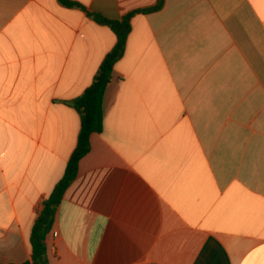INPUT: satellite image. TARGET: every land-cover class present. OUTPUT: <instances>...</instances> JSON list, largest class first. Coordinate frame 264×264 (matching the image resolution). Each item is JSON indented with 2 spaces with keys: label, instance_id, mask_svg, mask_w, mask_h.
<instances>
[{
  "label": "crops",
  "instance_id": "crops-1",
  "mask_svg": "<svg viewBox=\"0 0 264 264\" xmlns=\"http://www.w3.org/2000/svg\"><path fill=\"white\" fill-rule=\"evenodd\" d=\"M0 0V264L77 147L67 102L158 0ZM103 130L64 192L49 264H264V0H164L131 20Z\"/></svg>",
  "mask_w": 264,
  "mask_h": 264
},
{
  "label": "trees",
  "instance_id": "trees-1",
  "mask_svg": "<svg viewBox=\"0 0 264 264\" xmlns=\"http://www.w3.org/2000/svg\"><path fill=\"white\" fill-rule=\"evenodd\" d=\"M68 7H81L71 0H60ZM164 0H158L157 4L150 8L136 10L120 20H109L103 16L86 11L88 16L99 24L108 26L116 35L117 41L114 48L106 55L92 85L85 92L67 102L81 116V130L78 144L66 167L65 174L56 185L53 192L44 202V207L37 217L30 236L32 247V261L23 264H49L46 238L52 231L57 208L62 200L64 192L76 178L80 160L90 151V136L103 130L104 123V95L110 83L116 63L124 56L128 36L132 30L131 20L137 13L149 14L162 9Z\"/></svg>",
  "mask_w": 264,
  "mask_h": 264
}]
</instances>
